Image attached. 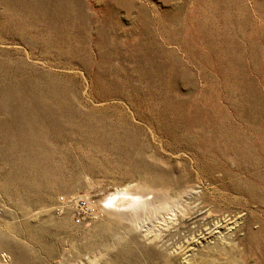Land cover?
Returning <instances> with one entry per match:
<instances>
[{
  "label": "rangeland",
  "instance_id": "1",
  "mask_svg": "<svg viewBox=\"0 0 264 264\" xmlns=\"http://www.w3.org/2000/svg\"><path fill=\"white\" fill-rule=\"evenodd\" d=\"M0 264H264V0H0Z\"/></svg>",
  "mask_w": 264,
  "mask_h": 264
},
{
  "label": "bare ground",
  "instance_id": "2",
  "mask_svg": "<svg viewBox=\"0 0 264 264\" xmlns=\"http://www.w3.org/2000/svg\"><path fill=\"white\" fill-rule=\"evenodd\" d=\"M127 190V189H125ZM130 195V194H129ZM128 196V193L127 191H119L117 194H114L113 196L111 195L110 197H108L107 199H105L103 202H104V210L105 212L112 216L113 218H119V219H124L126 220V222H129L131 223L132 225L134 226H137L139 224V220H138V217L137 215L134 213L133 211V207L139 203L138 199L136 197L131 198L132 199H128L127 198ZM185 196V195H184ZM174 201V200H173ZM141 203V202H140ZM146 203V202H145ZM154 203V202H153ZM158 203V202H157ZM142 204V203H141ZM140 204V207L142 206ZM173 206H172V210H174L176 213H182L183 210L182 208L180 207V204L178 203V201L176 203H172ZM146 205V204H145ZM159 206V205H158ZM154 207V206H153ZM168 207V206H166ZM170 207V206H169ZM146 208V207H145ZM171 210V211H172ZM164 211H167V209H156L155 210V214H156V219L158 220L160 226H162V228H170L172 226V222L166 220L165 218H163V215H164ZM170 210H168L169 212ZM170 211V213H171ZM167 212V213H168ZM174 212V213H175ZM179 214V215H180ZM176 224V223H175ZM159 226V225H158ZM138 227V226H137ZM172 229V228H171ZM151 233V232H150ZM160 235H158L157 233L156 234H153L150 236H146V240L151 242V243H158L160 240L159 238ZM192 236V235H191ZM195 239V238H194ZM190 240V239H189ZM183 242V241H182ZM191 242V241H190ZM160 243V242H159ZM193 245V242L192 243H188L185 245V248H182L183 251L181 250V247H177L174 252H172V255L174 256H180V257H184V258H187L186 256L188 255V253H191L190 251H187V252H184V250ZM176 246V245H175ZM184 247V246H183ZM194 248V247H193ZM191 249V248H190ZM191 256V254H189ZM189 256V257H190ZM178 258V257H177ZM181 259V258H180Z\"/></svg>",
  "mask_w": 264,
  "mask_h": 264
},
{
  "label": "built area",
  "instance_id": "3",
  "mask_svg": "<svg viewBox=\"0 0 264 264\" xmlns=\"http://www.w3.org/2000/svg\"><path fill=\"white\" fill-rule=\"evenodd\" d=\"M70 204L74 209V216L77 218V222L83 219H94L93 210L85 199L72 198Z\"/></svg>",
  "mask_w": 264,
  "mask_h": 264
}]
</instances>
